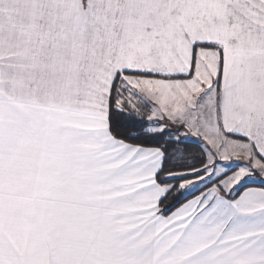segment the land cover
<instances>
[{"label":"snow or ice","instance_id":"obj_1","mask_svg":"<svg viewBox=\"0 0 264 264\" xmlns=\"http://www.w3.org/2000/svg\"><path fill=\"white\" fill-rule=\"evenodd\" d=\"M0 264H264V0H0Z\"/></svg>","mask_w":264,"mask_h":264}]
</instances>
